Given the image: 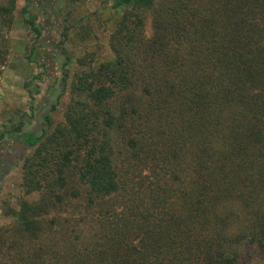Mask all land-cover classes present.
Instances as JSON below:
<instances>
[{
	"label": "trees",
	"instance_id": "16d2710c",
	"mask_svg": "<svg viewBox=\"0 0 264 264\" xmlns=\"http://www.w3.org/2000/svg\"><path fill=\"white\" fill-rule=\"evenodd\" d=\"M109 1L130 6L114 19L112 57L79 58L62 120L21 133L32 151L23 196L4 211L0 264L264 254V0ZM28 5L23 23L38 38ZM15 6L0 0L1 26ZM6 56L0 47V73Z\"/></svg>",
	"mask_w": 264,
	"mask_h": 264
},
{
	"label": "rangeland",
	"instance_id": "374dc122",
	"mask_svg": "<svg viewBox=\"0 0 264 264\" xmlns=\"http://www.w3.org/2000/svg\"><path fill=\"white\" fill-rule=\"evenodd\" d=\"M24 4L16 0L10 28L0 25V47L7 51L0 73V226L10 221L4 211L16 208L23 196L21 164L32 147L21 133L49 132L62 120L77 60L84 57L91 67L109 60L114 19L130 8L111 10L109 0H29L28 10L40 27L36 38L23 23ZM144 29L150 31L148 22ZM18 125L21 132L15 131ZM238 264H264V254L250 247Z\"/></svg>",
	"mask_w": 264,
	"mask_h": 264
},
{
	"label": "flooded vegetation",
	"instance_id": "af4514ba",
	"mask_svg": "<svg viewBox=\"0 0 264 264\" xmlns=\"http://www.w3.org/2000/svg\"><path fill=\"white\" fill-rule=\"evenodd\" d=\"M24 142H25V144H26V141H25V138H24ZM27 145V144H26ZM29 146V145H28Z\"/></svg>",
	"mask_w": 264,
	"mask_h": 264
}]
</instances>
